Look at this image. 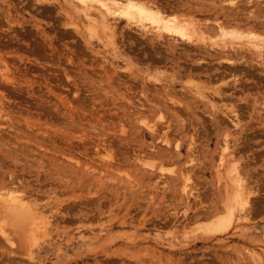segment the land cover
I'll return each mask as SVG.
<instances>
[{"label": "rangeland", "instance_id": "1", "mask_svg": "<svg viewBox=\"0 0 264 264\" xmlns=\"http://www.w3.org/2000/svg\"><path fill=\"white\" fill-rule=\"evenodd\" d=\"M102 1L0 0V264H264V0Z\"/></svg>", "mask_w": 264, "mask_h": 264}, {"label": "bare ground", "instance_id": "2", "mask_svg": "<svg viewBox=\"0 0 264 264\" xmlns=\"http://www.w3.org/2000/svg\"><path fill=\"white\" fill-rule=\"evenodd\" d=\"M76 1L78 3L79 2L80 3H89V2L94 3L95 2V5L98 4V6H100V8L104 7L105 10L107 9L110 11L111 10H122L130 16H132V15L142 16V15L146 14L145 10L143 8H141L140 6L136 5L135 3L129 2V1H127L126 3H122L120 1H115L110 6H108L107 3H105V1H102V0H76ZM100 8H97L98 11H101ZM256 23H258V22H256ZM263 23H261V24L258 23L257 26H259L261 29H263V32H264V24ZM187 24L189 25V23H187ZM186 28H188V26L185 25V23H182V25H181L178 23L177 24L173 23L172 21H170L169 26L166 27L167 30L174 32V33H177L181 36H186V31H185ZM249 30H247L249 33L248 32L246 33V32H239V30H235L233 28H224L221 26L217 27V31H218L217 33H219L218 35H219L220 39H223V38L242 39V38L246 37L249 39V40L246 39L248 41V43H246V44L249 45L250 47L257 48V49H260L261 47L264 48V33L262 34V33H258V32H253V31H251V29H249ZM189 32H190L189 36L199 35L200 37H203L205 35V33L202 30H200L199 28H197V26H195V25H189ZM227 60H230V59H227ZM234 169L235 170H232V171H235L233 173H235L236 176L238 177V175L236 173L237 170H236V168H234ZM233 175H232V178H233ZM234 180H235V184H236L238 182V179L235 177ZM241 182H242V179H241ZM235 184L232 186L233 188H234ZM240 186H239V191H240L239 193H240V196L242 199V202H241L242 206L240 207V209L243 210V208L247 202L246 199H248V198L244 195L245 193L243 192V186H241V187ZM5 190L0 191V203H1L2 207L5 206V208L8 210L6 212V215H5L6 219H4V220L5 221L7 220L9 223L6 221L7 222L6 224L12 225V223H13V225H17L20 227H22L23 223L24 224L27 223V225H30V226L35 224V225H37V227L35 229L44 230L45 229V223L42 222L44 219V216H42V213H41V211H39L38 207L33 205L32 202L24 200V199H27L26 197L24 199L22 197H20V195H22V194L20 193V195H19L18 194L19 192L17 190H10V189L6 190V191ZM234 190L236 191V189H233V194L235 193ZM234 200H236V199H234ZM233 207H235V206H233ZM6 209H5V211H6ZM229 211H231V208H229ZM232 214H233V212H232ZM11 221H12V223H11ZM20 223H22V224H20ZM6 231L7 230L3 228L2 233L4 235H6ZM4 237L7 239L8 236L6 235Z\"/></svg>", "mask_w": 264, "mask_h": 264}]
</instances>
